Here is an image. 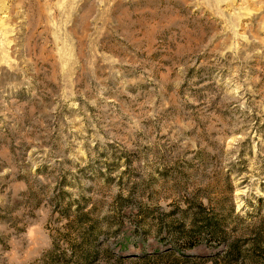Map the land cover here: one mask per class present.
I'll list each match as a JSON object with an SVG mask.
<instances>
[{
  "label": "rangeland",
  "instance_id": "1",
  "mask_svg": "<svg viewBox=\"0 0 264 264\" xmlns=\"http://www.w3.org/2000/svg\"><path fill=\"white\" fill-rule=\"evenodd\" d=\"M228 245L264 264V0H0V264Z\"/></svg>",
  "mask_w": 264,
  "mask_h": 264
},
{
  "label": "trees",
  "instance_id": "2",
  "mask_svg": "<svg viewBox=\"0 0 264 264\" xmlns=\"http://www.w3.org/2000/svg\"><path fill=\"white\" fill-rule=\"evenodd\" d=\"M238 256H240L239 249L235 245H228L224 250V256L222 257L221 255L220 257H222L223 264H238L239 262ZM213 263L215 264L214 261ZM241 264H254V263H253V259L248 261H246L245 259L244 260L241 259Z\"/></svg>",
  "mask_w": 264,
  "mask_h": 264
}]
</instances>
